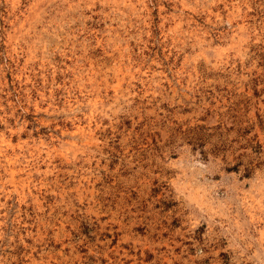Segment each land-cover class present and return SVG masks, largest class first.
I'll return each mask as SVG.
<instances>
[{
    "label": "rangeland",
    "instance_id": "374dc122",
    "mask_svg": "<svg viewBox=\"0 0 264 264\" xmlns=\"http://www.w3.org/2000/svg\"><path fill=\"white\" fill-rule=\"evenodd\" d=\"M0 264H264V0H0Z\"/></svg>",
    "mask_w": 264,
    "mask_h": 264
}]
</instances>
